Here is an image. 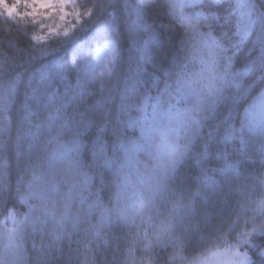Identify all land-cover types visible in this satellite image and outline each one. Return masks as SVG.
I'll return each instance as SVG.
<instances>
[{
	"label": "snow or ice",
	"instance_id": "6c2138e0",
	"mask_svg": "<svg viewBox=\"0 0 264 264\" xmlns=\"http://www.w3.org/2000/svg\"><path fill=\"white\" fill-rule=\"evenodd\" d=\"M0 29V264H264V0H0Z\"/></svg>",
	"mask_w": 264,
	"mask_h": 264
},
{
	"label": "trees",
	"instance_id": "16d2710c",
	"mask_svg": "<svg viewBox=\"0 0 264 264\" xmlns=\"http://www.w3.org/2000/svg\"><path fill=\"white\" fill-rule=\"evenodd\" d=\"M166 22V21H165ZM0 34H2V29H0ZM70 55V54H68ZM155 94V93H153ZM100 97L99 96H96L92 103L95 102L96 99H99ZM142 160H144L145 158L144 157H141ZM16 171H17V165L15 163V161L13 160V164H12V179H13V182L15 181V175H16ZM259 191V189H258ZM170 207V205L168 206ZM19 210L20 211H24L25 209H23L22 207L18 206ZM166 212V208L164 207H160L159 211H157L155 208L151 210V214L156 218L154 220V223H159V221L161 219H164V215H162L161 213H165ZM73 239L75 240V237H73ZM39 238H37V242H38ZM31 244H32V241L29 240L26 244H25V247L26 249L28 250L29 253H31ZM64 245L66 246L67 245V241H64ZM73 247H75V244H73ZM65 251H67V248L65 247ZM199 255V254H197Z\"/></svg>",
	"mask_w": 264,
	"mask_h": 264
}]
</instances>
